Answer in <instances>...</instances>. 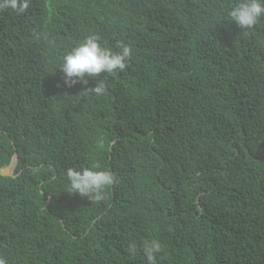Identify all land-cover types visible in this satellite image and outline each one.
I'll use <instances>...</instances> for the list:
<instances>
[{
    "label": "trees",
    "instance_id": "1",
    "mask_svg": "<svg viewBox=\"0 0 264 264\" xmlns=\"http://www.w3.org/2000/svg\"><path fill=\"white\" fill-rule=\"evenodd\" d=\"M234 0H31L0 12V257L7 264H264V19ZM98 34L127 69L68 87L66 51ZM118 182L91 203L68 168Z\"/></svg>",
    "mask_w": 264,
    "mask_h": 264
},
{
    "label": "clouds",
    "instance_id": "2",
    "mask_svg": "<svg viewBox=\"0 0 264 264\" xmlns=\"http://www.w3.org/2000/svg\"><path fill=\"white\" fill-rule=\"evenodd\" d=\"M31 0H0V12L11 11L16 15H23L30 7ZM262 19H264V0H234L226 10V21L234 23L249 33ZM132 57V48L125 43L118 42L116 50L105 47L98 34L86 36L82 41L70 48L61 57L58 64L63 74L64 84L68 87L80 82L87 84L88 79L96 80L95 87L84 91L86 94L102 96L106 91L105 76H115L124 72ZM104 73L102 79L99 74ZM65 179L71 194H78L87 198L91 203H98L105 199L106 190L114 186L118 180L110 170H101L99 165L91 167L68 168ZM162 245L156 239L144 240L140 245L132 241L127 246L129 256L142 254L145 264H157ZM0 264H7L5 258L0 257Z\"/></svg>",
    "mask_w": 264,
    "mask_h": 264
},
{
    "label": "rangeland",
    "instance_id": "3",
    "mask_svg": "<svg viewBox=\"0 0 264 264\" xmlns=\"http://www.w3.org/2000/svg\"><path fill=\"white\" fill-rule=\"evenodd\" d=\"M15 162V160H14ZM15 166V164L12 165V169L11 170H8L7 168H4L0 171L1 174L3 175H7V174H11L13 172V167Z\"/></svg>",
    "mask_w": 264,
    "mask_h": 264
},
{
    "label": "water",
    "instance_id": "4",
    "mask_svg": "<svg viewBox=\"0 0 264 264\" xmlns=\"http://www.w3.org/2000/svg\"><path fill=\"white\" fill-rule=\"evenodd\" d=\"M14 159H15V165H16V157H14ZM14 159H13V160H14ZM13 160H12V162H13ZM12 162H11L10 165L7 167L8 170H11V169H12ZM13 169H14V167H13ZM12 174H13V172H12L11 174H7V175L12 176Z\"/></svg>",
    "mask_w": 264,
    "mask_h": 264
},
{
    "label": "bare ground",
    "instance_id": "5",
    "mask_svg": "<svg viewBox=\"0 0 264 264\" xmlns=\"http://www.w3.org/2000/svg\"><path fill=\"white\" fill-rule=\"evenodd\" d=\"M14 160H15V159H14ZM14 160H13V162H12V165L15 164Z\"/></svg>",
    "mask_w": 264,
    "mask_h": 264
}]
</instances>
